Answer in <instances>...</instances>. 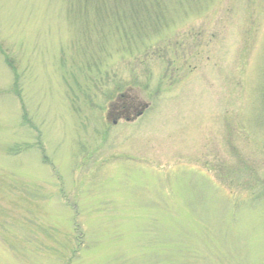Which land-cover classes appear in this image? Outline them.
<instances>
[{"label":"rangeland","instance_id":"374dc122","mask_svg":"<svg viewBox=\"0 0 264 264\" xmlns=\"http://www.w3.org/2000/svg\"><path fill=\"white\" fill-rule=\"evenodd\" d=\"M88 1L0 0V264H264V0Z\"/></svg>","mask_w":264,"mask_h":264},{"label":"water","instance_id":"95a60500","mask_svg":"<svg viewBox=\"0 0 264 264\" xmlns=\"http://www.w3.org/2000/svg\"><path fill=\"white\" fill-rule=\"evenodd\" d=\"M122 97H123V95H120V97H118V99H120ZM146 107H147V104L146 103H141V104L139 103L137 105V107H133V110L131 111L132 117L129 118L127 115H125L124 116V119L125 120H132V119L140 116ZM124 108H127V107H124ZM125 112H127V110H125ZM114 116L115 115H114L113 110H110V112L108 113V117L111 119V121H112L113 124L116 122V119H117V118H114Z\"/></svg>","mask_w":264,"mask_h":264},{"label":"trees","instance_id":"16d2710c","mask_svg":"<svg viewBox=\"0 0 264 264\" xmlns=\"http://www.w3.org/2000/svg\"><path fill=\"white\" fill-rule=\"evenodd\" d=\"M95 1L98 2V3H99V2L101 3V0H95ZM84 2H85V3H88L89 1H88V0H84ZM133 7H134V6H133ZM6 60H7V59H6ZM121 100H122V99H121ZM121 100H120V101H121Z\"/></svg>","mask_w":264,"mask_h":264},{"label":"flooded vegetation","instance_id":"af4514ba","mask_svg":"<svg viewBox=\"0 0 264 264\" xmlns=\"http://www.w3.org/2000/svg\"><path fill=\"white\" fill-rule=\"evenodd\" d=\"M115 109H117V108H115ZM121 111H117V112H115V113H120ZM115 115V114H114ZM116 116V115H115Z\"/></svg>","mask_w":264,"mask_h":264}]
</instances>
